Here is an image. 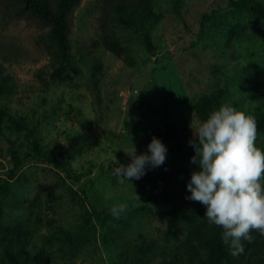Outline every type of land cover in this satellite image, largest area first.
Here are the masks:
<instances>
[{"label": "rangeland", "instance_id": "rangeland-1", "mask_svg": "<svg viewBox=\"0 0 264 264\" xmlns=\"http://www.w3.org/2000/svg\"><path fill=\"white\" fill-rule=\"evenodd\" d=\"M225 2L157 0L159 17L150 29L153 49L116 18L111 29L126 51L111 52L93 45L104 33L101 17L107 0H81L72 14L70 39L82 70L63 80L48 70L52 58L47 34L52 25L19 11L10 0H0V63L5 70L0 79L5 114L0 122V176L13 166L15 150H32L27 135L13 127L16 118L26 115L45 150L69 156L72 174L90 170L82 180L93 178L104 200L129 205L122 222L97 223L89 231L86 226V239L75 247L60 237L59 229L69 230L70 238L86 224L91 208L80 182L53 165L30 163L0 194L3 224H22L33 234L29 244L12 250L15 260L21 255L32 261L38 257V264H154L155 251L171 244L187 246L182 244L186 238L205 230L204 218L190 224L179 219L178 224L161 218L156 208L151 211V204L139 199L142 181L120 183L114 161L130 163L124 149L135 146L137 154L144 153L153 136L168 145L161 133L178 113L191 127L200 126L222 104L238 103L256 118V105L264 103V0ZM205 12L209 18L201 36ZM97 62L102 69L93 71ZM157 62L162 66L154 67ZM208 97L213 98L211 105ZM200 104L206 117L196 120ZM256 145L264 150V130L258 131ZM194 155L170 150L165 163L149 167L144 179L160 195L176 190L186 198L191 174L199 170V164L190 162ZM169 172L179 174L180 187L166 186L164 175ZM251 236V242L242 240L244 252L231 255L227 264H264V236L256 230Z\"/></svg>", "mask_w": 264, "mask_h": 264}, {"label": "trees", "instance_id": "trees-1", "mask_svg": "<svg viewBox=\"0 0 264 264\" xmlns=\"http://www.w3.org/2000/svg\"><path fill=\"white\" fill-rule=\"evenodd\" d=\"M10 1L13 5L18 7L17 9L19 11H26L38 15L47 25H52L51 30H49L47 34L48 50L52 58V67L48 68V70L52 71L49 72V74L52 73V76L57 75L63 80L74 78L75 73L79 74L82 68L77 64L76 59L71 53L72 42L70 34L71 21L73 18L72 14L81 0ZM228 1L229 3L233 1V3L238 4V2H234V0H226L225 3ZM107 2L108 5L107 7H103L105 9L101 17L105 25L103 27L104 33L93 40L94 47L97 49L104 48L111 52L126 51L123 45L115 40L117 35H115L113 29H111L114 20L120 18L127 26L132 27L137 34L141 35L148 46L153 49L150 29L152 23L159 17V12L156 10V5L158 4L157 0H107ZM244 5L247 6V4ZM209 8L214 9V6L211 5ZM208 18L209 13L205 12L200 29L201 36ZM162 64L163 63L157 62L154 67L162 66ZM92 67L93 71L102 69L99 62L93 63ZM44 69H42L41 72L46 71ZM4 72L3 65L0 63V79L2 75H4ZM206 100H208L210 105L211 102L213 103L212 97H208ZM233 106L238 108L240 105L238 103H233ZM256 106L257 109L255 114L258 131H260L264 130V103L262 106L260 104ZM203 107L204 104L197 106L196 113H198L199 116L195 118L196 120L198 118L203 120V117H206L202 113ZM4 117L5 114L0 108V122ZM188 123L190 122L187 120V117L180 113L173 118V121L167 120V125L165 126L166 130H164V133H161V136L168 143V145H166L168 151L179 150L195 153V149L189 144V141L194 139L193 128L195 129L199 126L193 125L192 128ZM13 127L19 132H24L27 135L32 150L27 153H21L19 150L13 152V166L6 175L0 176V194L7 189L10 180L15 178L26 165L34 162H44L63 170L74 183L80 182V188L91 208V212L86 216V224L77 227L70 238L69 230L59 229V232L63 233L60 237L64 241L70 239V242H72L75 247H78L86 239L87 229L89 231V229L95 227L97 223H100L102 226H107L111 223L124 221L125 215L121 219L115 220L109 211L112 205L119 203L112 202L108 199L104 200L100 195V191L94 186L93 178L87 177L86 180H82L83 177L90 174V170L74 175L69 171L70 158L64 151L56 152L43 148L42 139L37 136V127L28 123L26 115L16 118L13 122ZM0 131L2 132L1 127ZM146 177L147 175L145 174L140 178L143 183V189L139 199L143 202L150 203L151 206L149 208L151 211L156 208L158 211H161V218L170 220L172 223L181 224L179 219H182V221H187V223L190 224L195 221V219L201 220V218H204L202 222L206 224L204 231L200 230L197 235H191L186 238L182 244H188L187 246L184 245L183 247L182 245L179 248H173L171 244L164 251H155L153 255V259L155 258L154 264H227L231 254L229 247L226 246L222 240L223 229L216 225H209L205 217L207 211L206 206L182 197V193L176 190H168L165 196L160 195V192L156 190L157 187L151 182L149 184L146 181ZM165 180L168 188L175 185L180 187L179 174H174L173 172L171 175V172H169V175H164V181ZM188 196H190V194H187L186 197ZM4 216L5 208L0 197V264H38V257L32 261L30 258L22 257L21 255L17 256V254H15L17 259H14L12 250L23 247L24 244H29L33 234L29 227H25L22 224L6 227L3 224ZM36 221H41V217L37 216ZM86 226L88 227L87 229ZM182 250L186 251V253H183ZM188 251H192V254H188Z\"/></svg>", "mask_w": 264, "mask_h": 264}, {"label": "clouds", "instance_id": "clouds-1", "mask_svg": "<svg viewBox=\"0 0 264 264\" xmlns=\"http://www.w3.org/2000/svg\"><path fill=\"white\" fill-rule=\"evenodd\" d=\"M257 134V120L246 107L225 103L193 128L194 139L189 141L195 149L190 162L199 164V170L191 174L186 198L206 206L209 225L222 227L223 243L234 257L244 252L242 240L251 242L253 230L264 236V150L256 145ZM124 151L130 163L114 161L120 183L163 165L168 148L153 136L146 152L137 154L135 146ZM128 208L120 203L109 211L119 220Z\"/></svg>", "mask_w": 264, "mask_h": 264}]
</instances>
